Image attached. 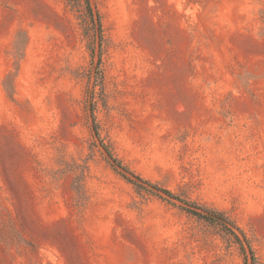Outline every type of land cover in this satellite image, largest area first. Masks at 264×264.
I'll list each match as a JSON object with an SVG mask.
<instances>
[{"label": "rangeland", "instance_id": "374dc122", "mask_svg": "<svg viewBox=\"0 0 264 264\" xmlns=\"http://www.w3.org/2000/svg\"><path fill=\"white\" fill-rule=\"evenodd\" d=\"M0 264H264V0H0Z\"/></svg>", "mask_w": 264, "mask_h": 264}, {"label": "trees", "instance_id": "16d2710c", "mask_svg": "<svg viewBox=\"0 0 264 264\" xmlns=\"http://www.w3.org/2000/svg\"><path fill=\"white\" fill-rule=\"evenodd\" d=\"M138 178H140V177H138ZM142 180V179H141ZM137 184V183H136ZM138 185V184H137ZM164 190V192L165 193H167V194H169L170 196H174V194L173 193H171V191H169V190H166V189H163ZM193 212V211H192ZM194 214H198L199 215V213H196V212H193Z\"/></svg>", "mask_w": 264, "mask_h": 264}, {"label": "water", "instance_id": "95a60500", "mask_svg": "<svg viewBox=\"0 0 264 264\" xmlns=\"http://www.w3.org/2000/svg\"><path fill=\"white\" fill-rule=\"evenodd\" d=\"M137 181L138 182H142L141 179H139L138 177H136ZM143 183V182H142ZM167 194V193H166Z\"/></svg>", "mask_w": 264, "mask_h": 264}]
</instances>
